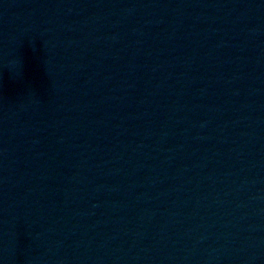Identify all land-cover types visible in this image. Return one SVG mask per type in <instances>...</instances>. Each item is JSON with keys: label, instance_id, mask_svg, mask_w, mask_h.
<instances>
[{"label": "water", "instance_id": "water-1", "mask_svg": "<svg viewBox=\"0 0 264 264\" xmlns=\"http://www.w3.org/2000/svg\"><path fill=\"white\" fill-rule=\"evenodd\" d=\"M0 264H264V0H0Z\"/></svg>", "mask_w": 264, "mask_h": 264}]
</instances>
